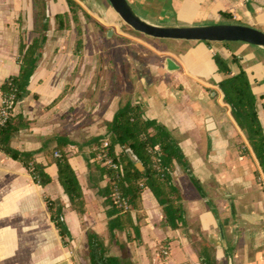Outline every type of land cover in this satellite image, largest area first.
Here are the masks:
<instances>
[{"label": "crops", "instance_id": "crops-1", "mask_svg": "<svg viewBox=\"0 0 264 264\" xmlns=\"http://www.w3.org/2000/svg\"><path fill=\"white\" fill-rule=\"evenodd\" d=\"M75 1L93 21L81 17L83 29L98 24L111 29V36L119 28L131 39L112 41L107 57L94 50L101 41L98 30L95 35L85 33L83 54L76 55V27L57 29L55 17L70 11L68 1L46 0L42 56L31 76L29 95L14 107L30 124L13 136L11 145L33 152L53 180L45 186L36 183L20 161L0 151V264H74L73 245L86 239L89 230L108 235L111 206L102 194L108 179L92 156V141L106 137L104 121L112 120L127 102L141 104L146 118L172 131L203 187L199 191L190 175L176 167L173 177L184 194L185 209V222L177 229L167 225L153 192L143 190L141 239L129 242L125 232L116 231L133 262L203 264L200 255L207 249L216 264H229V259L232 264H264V171L223 101L218 86L223 75L214 60L215 53H221L230 60L233 73L240 67L249 73L264 127V48L242 41L149 36L136 41L122 30L129 25L104 0ZM129 2L142 18L157 25L241 23L264 31V0ZM34 10L33 0H0V107L1 85L19 71L20 42L29 44L35 36ZM233 55L237 62H231ZM168 58L175 68L168 67ZM57 145L58 152L68 154L81 183L83 214L68 206L57 165L47 156ZM47 196L66 204L64 216L73 237L68 246L51 220ZM229 250L233 256H228Z\"/></svg>", "mask_w": 264, "mask_h": 264}, {"label": "trees", "instance_id": "trees-1", "mask_svg": "<svg viewBox=\"0 0 264 264\" xmlns=\"http://www.w3.org/2000/svg\"><path fill=\"white\" fill-rule=\"evenodd\" d=\"M67 1L72 18L77 21L80 5L75 0ZM33 3L35 36L29 44L21 40L18 55L19 71L7 77L1 85L4 96L14 94L15 105L30 93V79L39 64L43 45L47 39V2L33 0ZM66 15L68 12L56 13L57 29L68 27L64 19ZM77 29L80 34L81 27ZM82 45V37H79L77 49H82ZM214 60L217 71L223 75L218 83L223 93V101L230 108L234 120L246 135L250 149L258 160L261 170L264 171V127L258 112V96L253 90L249 73L242 67L238 72L233 73L230 60L221 53H215ZM231 62H237V55H233ZM29 124V119L21 113H15L13 109L5 123L0 125V151L20 161L28 169L34 181L45 186L53 180L46 171V166L35 161L33 152L22 151L11 145L13 136ZM104 125L106 137L93 139L95 149L92 156L98 169L108 179L102 194L111 206L108 211L110 216L108 229L111 238L117 239L116 231H122L125 232L129 242L141 239V220L145 216L142 192L145 188L153 192L162 207L167 225L173 229L179 228L185 222V209L184 194L173 177L176 167L181 166L190 175L193 185L199 191H203V187L192 174L190 163L172 131L156 119L146 118L142 105L132 102L120 106L113 119L105 120ZM105 142H108V145H104ZM128 148L136 154L139 161L137 164L129 159L126 153ZM57 149H60L59 145L49 149L47 156L49 161L57 165L58 181L68 196V206L79 214H83L86 210V200L81 183L68 154L65 151L58 152ZM99 154H102V158H98ZM106 159H110L111 163H105ZM116 193L120 195V203L114 201L113 197ZM46 202L51 220L63 244L68 246L73 237L64 216L66 204L60 199L54 200L48 196ZM116 242L120 253H110L102 236L94 230H89L87 244L90 264H99L100 260L103 264H135L127 244L119 240ZM166 249L167 245L164 244L161 248L162 254H165ZM200 256L203 264H216L207 249ZM228 256H233L230 250Z\"/></svg>", "mask_w": 264, "mask_h": 264}, {"label": "water", "instance_id": "water-1", "mask_svg": "<svg viewBox=\"0 0 264 264\" xmlns=\"http://www.w3.org/2000/svg\"><path fill=\"white\" fill-rule=\"evenodd\" d=\"M114 11L134 30L157 39H175L186 41H242L264 48V31L241 23H211L201 25L162 26L142 18L133 8L129 0H108ZM112 33L110 29L108 35ZM168 67L175 68L176 64L167 59ZM129 159L138 163L136 154L128 148ZM99 264H103L100 260ZM232 264V259H229Z\"/></svg>", "mask_w": 264, "mask_h": 264}, {"label": "rangeland", "instance_id": "rangeland-1", "mask_svg": "<svg viewBox=\"0 0 264 264\" xmlns=\"http://www.w3.org/2000/svg\"><path fill=\"white\" fill-rule=\"evenodd\" d=\"M104 1H105L104 2L105 6L110 7L112 10H114L108 0H104ZM69 8H70V5H69ZM80 11H82V14L80 13ZM66 12H68V11H66ZM61 13H64V12H61ZM78 17L79 18H78L77 21L73 20L72 13L70 11L68 12V15L64 16L65 23L68 24V27L71 24H73L74 27H76L75 28L76 29V37H75V42H74V47H73L74 53L76 55H82L83 54L84 38H85L84 34L85 33L86 34H88V33L91 34L92 33L93 35L98 33V36L100 37L101 41H100V44L98 43L97 48L94 47V50H96V53H99V54L103 53V55L104 56L106 55L107 57L111 53V47H109L110 46L109 44L113 43L112 41L117 42V40L121 41L123 39L124 40H130L131 39V38L127 39V37L124 36L123 33H121V30H119V28H116L115 30H113V34L111 36H108V32H107L108 29L107 28H101V27L98 26V24H93V26L92 27L90 26L89 29H83L82 26L85 24L84 23L85 19H83L81 17H84V18L87 17L88 21H90V22H93V21L89 17V15L83 11V9L81 10V7H78ZM79 26L81 27V33L80 34H78V29H77V27H79ZM129 27L128 26H124L122 28V30L124 32H126V33L129 32L130 36L132 38H134L136 41H138L139 39H143V38L148 37L147 35L134 30L132 27H130V28ZM96 30H98V32ZM117 32L120 33L119 36H118ZM79 37H82V41H83L82 49H80V50L77 49V39ZM93 52L95 53V51H93ZM79 63H80V61L77 63V65ZM179 167H181V166H179ZM102 238L104 239V241H105L110 253L119 254V252H120L119 246L111 238L109 233H108L107 236H102ZM117 239L120 240V241L121 240L124 241L123 236L122 237L117 236ZM73 259H74V264H90L87 238L86 239H81L79 242H77L76 244L73 245Z\"/></svg>", "mask_w": 264, "mask_h": 264}, {"label": "built area", "instance_id": "built-area-1", "mask_svg": "<svg viewBox=\"0 0 264 264\" xmlns=\"http://www.w3.org/2000/svg\"><path fill=\"white\" fill-rule=\"evenodd\" d=\"M14 107H15L14 94L4 96L2 105L0 107V125L4 124L5 121L9 118V116L11 115V111L14 109ZM104 145H108V142H105ZM55 154L59 155L58 152H56ZM98 158H102V154H99ZM105 163L110 164L111 163L110 159H106ZM113 198L115 203H120L121 198L118 193H116ZM124 206L127 207V204L124 203Z\"/></svg>", "mask_w": 264, "mask_h": 264}]
</instances>
